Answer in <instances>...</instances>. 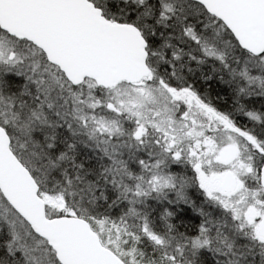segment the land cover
Here are the masks:
<instances>
[{
	"label": "snow or ice",
	"instance_id": "1",
	"mask_svg": "<svg viewBox=\"0 0 264 264\" xmlns=\"http://www.w3.org/2000/svg\"><path fill=\"white\" fill-rule=\"evenodd\" d=\"M0 264H264V0H0Z\"/></svg>",
	"mask_w": 264,
	"mask_h": 264
}]
</instances>
